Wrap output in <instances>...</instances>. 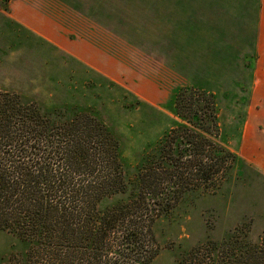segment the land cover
I'll return each instance as SVG.
<instances>
[{
    "label": "rangeland",
    "instance_id": "374dc122",
    "mask_svg": "<svg viewBox=\"0 0 264 264\" xmlns=\"http://www.w3.org/2000/svg\"><path fill=\"white\" fill-rule=\"evenodd\" d=\"M215 93L222 141L238 155L214 191L186 195L154 227L152 264H180L208 240L264 233V0H0V89L46 111L99 115L127 175L179 118L175 96ZM25 244L0 231V264Z\"/></svg>",
    "mask_w": 264,
    "mask_h": 264
},
{
    "label": "trees",
    "instance_id": "16d2710c",
    "mask_svg": "<svg viewBox=\"0 0 264 264\" xmlns=\"http://www.w3.org/2000/svg\"><path fill=\"white\" fill-rule=\"evenodd\" d=\"M179 121L127 175L122 143L89 110L46 111L0 89V231L26 246L5 264H152L156 222L193 192L219 189L238 155L222 141L214 92L175 96ZM180 264H264L247 234L208 240Z\"/></svg>",
    "mask_w": 264,
    "mask_h": 264
}]
</instances>
